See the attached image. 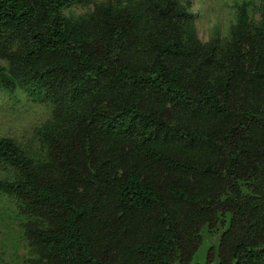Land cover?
<instances>
[{"label": "trees", "instance_id": "trees-1", "mask_svg": "<svg viewBox=\"0 0 264 264\" xmlns=\"http://www.w3.org/2000/svg\"><path fill=\"white\" fill-rule=\"evenodd\" d=\"M81 1L0 0V90L51 106L41 161L0 138L29 263L264 264V0L207 43L178 0Z\"/></svg>", "mask_w": 264, "mask_h": 264}, {"label": "rangeland", "instance_id": "rangeland-1", "mask_svg": "<svg viewBox=\"0 0 264 264\" xmlns=\"http://www.w3.org/2000/svg\"><path fill=\"white\" fill-rule=\"evenodd\" d=\"M117 0H82L63 11L67 17H78L93 11L99 4ZM126 1V0H120ZM196 16V33L202 43L209 42L217 34L227 37L236 19V6L248 2V12L253 22H258L259 1L253 0H178ZM51 118V106L35 103L23 93L8 94L0 90V138H10L25 153L41 161L45 148L40 143L38 130ZM13 170L0 163V179L12 180ZM23 216L16 203L0 195V264H30L27 242L23 238ZM208 245L203 243L195 253L192 263L205 264Z\"/></svg>", "mask_w": 264, "mask_h": 264}]
</instances>
